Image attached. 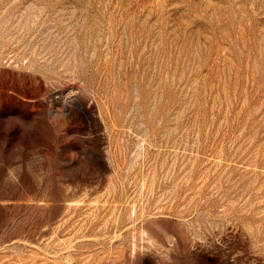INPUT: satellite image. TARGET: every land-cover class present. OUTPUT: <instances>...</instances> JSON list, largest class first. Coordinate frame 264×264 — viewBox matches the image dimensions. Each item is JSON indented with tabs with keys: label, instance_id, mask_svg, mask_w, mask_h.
<instances>
[{
	"label": "rangeland",
	"instance_id": "obj_1",
	"mask_svg": "<svg viewBox=\"0 0 264 264\" xmlns=\"http://www.w3.org/2000/svg\"><path fill=\"white\" fill-rule=\"evenodd\" d=\"M0 264H264V0H0Z\"/></svg>",
	"mask_w": 264,
	"mask_h": 264
}]
</instances>
